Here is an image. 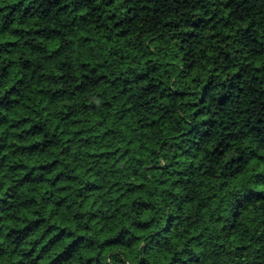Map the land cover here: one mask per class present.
Masks as SVG:
<instances>
[{"label":"clouds","instance_id":"1","mask_svg":"<svg viewBox=\"0 0 264 264\" xmlns=\"http://www.w3.org/2000/svg\"><path fill=\"white\" fill-rule=\"evenodd\" d=\"M0 264H264V0H0Z\"/></svg>","mask_w":264,"mask_h":264}]
</instances>
